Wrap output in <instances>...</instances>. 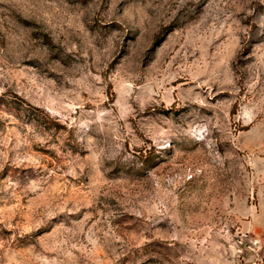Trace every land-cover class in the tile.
<instances>
[{
  "label": "rangeland",
  "instance_id": "obj_1",
  "mask_svg": "<svg viewBox=\"0 0 264 264\" xmlns=\"http://www.w3.org/2000/svg\"><path fill=\"white\" fill-rule=\"evenodd\" d=\"M0 264H264V0H0Z\"/></svg>",
  "mask_w": 264,
  "mask_h": 264
}]
</instances>
